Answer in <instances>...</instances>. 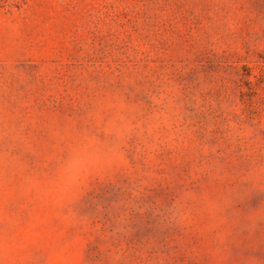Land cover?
Returning a JSON list of instances; mask_svg holds the SVG:
<instances>
[{
  "label": "rangeland",
  "instance_id": "374dc122",
  "mask_svg": "<svg viewBox=\"0 0 264 264\" xmlns=\"http://www.w3.org/2000/svg\"><path fill=\"white\" fill-rule=\"evenodd\" d=\"M0 264H264V0H0Z\"/></svg>",
  "mask_w": 264,
  "mask_h": 264
},
{
  "label": "clouds",
  "instance_id": "9594fccd",
  "mask_svg": "<svg viewBox=\"0 0 264 264\" xmlns=\"http://www.w3.org/2000/svg\"><path fill=\"white\" fill-rule=\"evenodd\" d=\"M104 153L96 147V142L87 140L78 146L72 155L61 165L57 181L59 186L67 191L74 189L83 179L90 159L103 160ZM108 162V161H105ZM58 259L54 254L53 260Z\"/></svg>",
  "mask_w": 264,
  "mask_h": 264
}]
</instances>
